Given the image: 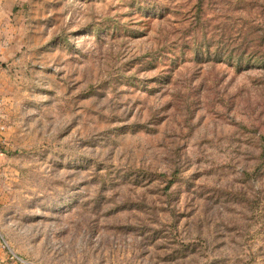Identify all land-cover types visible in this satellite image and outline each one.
<instances>
[{
	"label": "rangeland",
	"instance_id": "rangeland-1",
	"mask_svg": "<svg viewBox=\"0 0 264 264\" xmlns=\"http://www.w3.org/2000/svg\"><path fill=\"white\" fill-rule=\"evenodd\" d=\"M2 4L1 264H264V0Z\"/></svg>",
	"mask_w": 264,
	"mask_h": 264
},
{
	"label": "crops",
	"instance_id": "crops-1",
	"mask_svg": "<svg viewBox=\"0 0 264 264\" xmlns=\"http://www.w3.org/2000/svg\"><path fill=\"white\" fill-rule=\"evenodd\" d=\"M2 1H4V0H0V18L2 19V18H4L3 17V15L5 16V14H4V11L3 10H1V8H2ZM4 260V257H2V253H1V249H0V264H1V262Z\"/></svg>",
	"mask_w": 264,
	"mask_h": 264
},
{
	"label": "built area",
	"instance_id": "built-area-1",
	"mask_svg": "<svg viewBox=\"0 0 264 264\" xmlns=\"http://www.w3.org/2000/svg\"><path fill=\"white\" fill-rule=\"evenodd\" d=\"M10 259L12 260V259H14V257H11ZM19 264H23V263H22V262H20Z\"/></svg>",
	"mask_w": 264,
	"mask_h": 264
}]
</instances>
